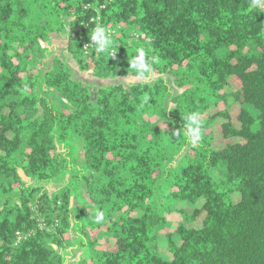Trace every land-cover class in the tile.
Here are the masks:
<instances>
[{"label":"trees","instance_id":"trees-1","mask_svg":"<svg viewBox=\"0 0 264 264\" xmlns=\"http://www.w3.org/2000/svg\"><path fill=\"white\" fill-rule=\"evenodd\" d=\"M96 25L113 44L97 55L92 43L85 55ZM52 32L67 37L78 69L99 79L136 76L129 61L139 49L155 59V77L95 89L60 56L33 72V57H50L40 41ZM165 74L188 85L172 109ZM189 113L202 141L185 152L187 136L174 133ZM218 122L222 146L213 143ZM30 180L62 186L51 194ZM172 212L182 221L161 233ZM70 219L76 264H264V5L0 0V264H71ZM93 229L115 248H99Z\"/></svg>","mask_w":264,"mask_h":264},{"label":"rangeland","instance_id":"rangeland-1","mask_svg":"<svg viewBox=\"0 0 264 264\" xmlns=\"http://www.w3.org/2000/svg\"><path fill=\"white\" fill-rule=\"evenodd\" d=\"M264 5V3L259 4L258 6H262ZM67 23L69 22V20H66ZM98 25H96L97 27ZM114 31L112 30L110 33H113ZM40 44L42 47H44V49L49 50L50 52V57L48 58V60L45 59L46 55H41L38 54L37 56L32 58V64H31V70L33 72H37L39 70H43L46 69L48 67L51 66V60L54 56H60L65 62H67V64L70 66L71 70L73 71L74 74V78L75 79H79L83 82H86L88 84H90L93 88H97L99 86H106V85H112V84H116V83H121L124 85V87L126 89H129V86L132 83H138L140 81H147L150 77L153 78L155 77V73L154 71H150L148 76H145L143 78H138L137 76H133V75H127V76H122V77H115L112 79H99L95 76V73L93 72V70L88 69V70H80L78 69V65L76 64V62L74 61V59L72 58V56L69 54V52L67 51V37L64 34H61L59 32H52L49 35V39L48 41H40ZM45 52V51H44ZM43 54H47L46 52ZM47 57V56H46ZM165 80L169 86V90H170V94L167 95L165 97L164 100V107L167 109H172L174 108V102L172 101V96L181 93L182 91H184L186 88H188V85H182L179 86L177 84V77L169 75V74H165L164 75ZM232 83L234 86H238L239 83L237 82V80L234 78L232 80ZM52 97L53 99L58 103V104H62V98L60 97V94L56 91H53L52 93ZM219 107L216 106L213 108V111H215L216 109H218ZM237 107H234L232 113L235 117V113L237 112ZM212 132H213V143L217 146H222L224 143V138L221 136V129H220V125L219 122L214 124L212 127ZM76 145L78 147V152L77 155L75 157V159L73 160V163H75L76 165H80L84 162V156H83V152L84 149L82 148V142H80L79 140L76 141ZM191 145L188 144L187 150L189 149ZM181 157L178 158V160L175 162L177 163L180 160ZM166 165V164H165ZM31 184L34 185H40L43 187L44 190H47L48 193H54L56 191H58V189L62 186L61 182H51L48 184H43V183H39L35 180H30ZM84 188V186H83ZM76 205V200L75 198L71 199V206L74 207ZM171 207L174 208H187L189 211L191 210L190 205L187 203H175L173 205H171ZM71 216H73V214H71ZM170 219V223L163 227L161 229V233H166L168 231H172L177 223L179 221H182V216L181 214H177V213H170L169 216ZM71 221V219H70ZM194 225H198L199 221L197 220L195 223H193ZM39 227H44V225L42 224V222L39 223L38 225ZM90 235L92 236V238H96L98 239V247L99 248H108V249H114V242L113 239L110 237H106L102 234L98 235V230L97 229H93V230H89ZM66 238L70 244V251L72 252L70 257L68 258V262L71 264H76V262L82 257V251L79 248H76V239H77V234H76V230L73 226V221H71V229L68 235H66ZM20 239V237L17 238V240ZM159 246H160V250L161 253L164 256H168L169 253L167 251L166 248V244L164 239L161 237L159 239Z\"/></svg>","mask_w":264,"mask_h":264},{"label":"clouds","instance_id":"clouds-1","mask_svg":"<svg viewBox=\"0 0 264 264\" xmlns=\"http://www.w3.org/2000/svg\"><path fill=\"white\" fill-rule=\"evenodd\" d=\"M261 3H264V0H252L253 7L258 6ZM90 39L95 46V52L97 55L108 51L110 46L113 44L110 34L106 33V29L102 26H97L94 29ZM114 56L115 54H112L110 57L114 58ZM154 62V58L152 62H150L148 59H146L144 50L139 49L137 55L133 56L129 61V67L138 78H143L150 73L151 65ZM183 121L184 127L177 130L174 134L179 136L183 133L185 136H187L188 143L191 145V147L195 148L202 141L200 119L196 113H189L187 116L183 117ZM103 219L104 213L102 211H97L95 215L96 222L99 223Z\"/></svg>","mask_w":264,"mask_h":264},{"label":"built area","instance_id":"built-area-1","mask_svg":"<svg viewBox=\"0 0 264 264\" xmlns=\"http://www.w3.org/2000/svg\"><path fill=\"white\" fill-rule=\"evenodd\" d=\"M81 24H83V26L87 25V24H84V23H81ZM82 48L84 50V54L88 55L90 53L91 48H92V42L91 41L82 42Z\"/></svg>","mask_w":264,"mask_h":264}]
</instances>
